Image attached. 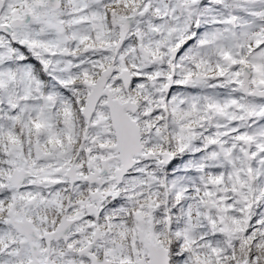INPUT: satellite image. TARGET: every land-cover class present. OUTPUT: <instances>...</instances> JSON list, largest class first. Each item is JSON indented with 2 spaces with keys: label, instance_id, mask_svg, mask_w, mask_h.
<instances>
[{
  "label": "snow or ice",
  "instance_id": "snow-or-ice-1",
  "mask_svg": "<svg viewBox=\"0 0 264 264\" xmlns=\"http://www.w3.org/2000/svg\"><path fill=\"white\" fill-rule=\"evenodd\" d=\"M0 264H264V0H0Z\"/></svg>",
  "mask_w": 264,
  "mask_h": 264
}]
</instances>
